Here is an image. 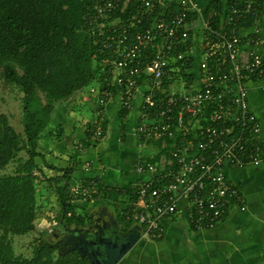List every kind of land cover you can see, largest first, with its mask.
Returning a JSON list of instances; mask_svg holds the SVG:
<instances>
[{
	"label": "built area",
	"instance_id": "2783aa9c",
	"mask_svg": "<svg viewBox=\"0 0 264 264\" xmlns=\"http://www.w3.org/2000/svg\"><path fill=\"white\" fill-rule=\"evenodd\" d=\"M88 1L84 21L106 56L101 72L108 79L88 91L98 116L88 127L90 140L103 137V107L113 97L110 88H117L121 108L143 96L136 126L139 147L152 142L160 147L155 156L136 159L140 177L124 221L139 224L140 237L150 240L162 238L163 220L174 215L186 217L196 229L213 227L241 199L226 168L264 162L261 121L249 103V85L264 84L260 6L254 0H232L205 17L196 0ZM131 3L134 12L123 17ZM194 15L204 42L197 59ZM213 15L219 17L217 29L210 24ZM246 16L256 19L243 33L238 23ZM180 46L183 51H177ZM182 67L190 70L179 81ZM171 82L179 84L177 90L166 89ZM82 171L85 175L69 187L71 204H92L100 194L101 182L89 174L92 164L83 162Z\"/></svg>",
	"mask_w": 264,
	"mask_h": 264
},
{
	"label": "crops",
	"instance_id": "0c3cea01",
	"mask_svg": "<svg viewBox=\"0 0 264 264\" xmlns=\"http://www.w3.org/2000/svg\"><path fill=\"white\" fill-rule=\"evenodd\" d=\"M168 1L174 3L176 0ZM196 1L205 17L216 12L211 6L214 0ZM231 1L218 0L221 10H224ZM254 1L260 6L257 11V24L264 32V0ZM191 21L194 57L197 59L204 46L201 37L202 25L195 15ZM250 29V26L243 27L242 31L246 33ZM96 85L99 86L98 82L93 83V86ZM90 87L56 104L52 119L38 140L37 157L43 165L35 159L41 170L39 180L41 182L53 180L57 185L63 170L70 168L68 174L70 187L85 175L82 163L88 161L92 164V171L89 174L98 177L101 182L100 194L92 204H73L74 211L82 215L86 207L92 209L96 206H106L113 214L117 213L119 218L123 219L124 214L130 209L134 182L140 177L134 167L136 159L140 155L155 156L160 147L155 142L144 148L139 147L136 126L143 96L138 95L123 114L117 88L111 89L113 97L103 107L101 115L103 137L93 143L87 130L98 116L95 114L97 105L95 99L88 93ZM175 89L177 90V86ZM249 103L261 121V138L264 139V84L249 85ZM73 107L80 110L79 113L83 111L85 113L78 125L79 129L76 128L77 124H72L74 113L68 111ZM89 112L92 114L91 119L88 118ZM57 130L59 133H56ZM52 174L55 176L49 178ZM226 175L240 190L241 199L233 204L221 221L211 228L196 229L184 216L167 217L163 220L162 238L150 240L140 237L120 264H264V162L259 165L227 167ZM43 186H47V183ZM240 206L245 208L241 209ZM37 220L40 218H36L35 226ZM130 223L132 225L133 222L126 225L133 228ZM45 226L40 229L43 234H46L47 230L50 232L47 224ZM137 228L142 227L138 224Z\"/></svg>",
	"mask_w": 264,
	"mask_h": 264
},
{
	"label": "trees",
	"instance_id": "16d2710c",
	"mask_svg": "<svg viewBox=\"0 0 264 264\" xmlns=\"http://www.w3.org/2000/svg\"><path fill=\"white\" fill-rule=\"evenodd\" d=\"M88 6V0H0V75L5 86L22 94L21 132L11 125L7 115L0 114V264H87V259L76 251L55 253L58 247L41 234L30 257L16 255L11 237L36 230L41 182L36 174L41 172L35 160L39 156L38 140L56 104L95 82L105 86L108 80L101 72L106 56L99 52L84 21ZM211 6L221 11L218 0ZM131 12L132 3L122 16ZM255 19L246 16L238 25L248 27ZM210 24L217 29L219 17L211 16ZM177 49L183 51L184 47ZM127 109L122 108L123 114ZM22 151L26 158L18 157ZM15 159L18 162L14 170L4 173ZM70 171L64 169L62 182L56 185L60 205L57 220L82 224L83 217L76 214L70 202Z\"/></svg>",
	"mask_w": 264,
	"mask_h": 264
},
{
	"label": "water",
	"instance_id": "95a60500",
	"mask_svg": "<svg viewBox=\"0 0 264 264\" xmlns=\"http://www.w3.org/2000/svg\"><path fill=\"white\" fill-rule=\"evenodd\" d=\"M83 219L74 225L60 220L58 234L52 236L53 244L60 245L59 252L76 251L87 264H118L142 234L139 228L121 224L106 206L93 207Z\"/></svg>",
	"mask_w": 264,
	"mask_h": 264
},
{
	"label": "rangeland",
	"instance_id": "374dc122",
	"mask_svg": "<svg viewBox=\"0 0 264 264\" xmlns=\"http://www.w3.org/2000/svg\"><path fill=\"white\" fill-rule=\"evenodd\" d=\"M176 67H178V66H176ZM188 69H189L188 67H184L183 70H181L180 73H178V76H179L178 80L179 81L181 79H183V76H185L187 74ZM174 86L179 87V84L177 82H175V83L171 82V83L167 84V86H165V87L166 88L168 87V89L173 88V90H174L175 89ZM21 95L22 94L20 92H18L16 89H14V88L10 89L7 86H5L3 78L0 75V114L7 115L9 118V122L18 132L22 131V124H21L22 107H21V101H20ZM78 99L81 100L80 97ZM90 101L92 103V100H90ZM93 108H94V106L92 107V109ZM68 111H69V113H74L72 124H77L76 128L79 129L78 125L82 121V116H83V114H85L84 111L79 113L78 111H80V110H78L74 107L70 108ZM85 111H87V110H85ZM88 118L89 119L92 118L91 112H89ZM79 120H80V122H79ZM87 124H89V122ZM109 127H110V124H109L108 128ZM59 130H62V129L59 128ZM59 130H57L56 133H59ZM18 157L26 158L25 152L22 151L21 153H19ZM36 160L40 163V165H42V163L40 162L38 157H36ZM17 162H18V160L15 159L11 163H9L7 165V167L3 170V172L4 173L12 172L14 170ZM36 174H37V176L40 175L39 172H36ZM54 176L55 175L52 174L49 178H52ZM57 181L62 182V179L58 178ZM48 182H39L38 183L37 207H38L39 213H38L37 218H40V220L39 221L37 220V222H36V230L29 232L25 235L12 236L11 237V243H12V246L14 249V253L16 255H21L23 257H30L32 254L33 244L38 241L40 234H41V236L46 238L48 241H50L51 235L58 234V230H59L58 228L61 227V224L57 220V217L59 216V213H60V205H59L58 198L56 197L57 196L56 184L53 182V180H50ZM46 183H47V186H43ZM72 207L75 210V206L73 205ZM85 210L86 211L81 215L82 217H83V215H85V213L87 214L89 212L90 208L86 207ZM128 211H130V209H128L127 212ZM114 217L120 219L121 224H123L126 227H129L125 224L124 221H122V218H119L117 213H114ZM62 219H63V217H62ZM63 222L66 224L65 221H63ZM45 224H47V228L50 229V232L47 230V231H45L46 234L45 233L43 234V233H41L40 229L46 227ZM72 225H74V224H72ZM130 225H131V223H130ZM137 225L138 224H135V222H133L131 226L137 228ZM58 251H59V248L56 249L55 253H58ZM118 264H120V262Z\"/></svg>",
	"mask_w": 264,
	"mask_h": 264
},
{
	"label": "flooded vegetation",
	"instance_id": "af4514ba",
	"mask_svg": "<svg viewBox=\"0 0 264 264\" xmlns=\"http://www.w3.org/2000/svg\"><path fill=\"white\" fill-rule=\"evenodd\" d=\"M50 241H52V242H54V240H53V236L51 235V237H50ZM58 248H60V245L58 244V245H56Z\"/></svg>",
	"mask_w": 264,
	"mask_h": 264
}]
</instances>
